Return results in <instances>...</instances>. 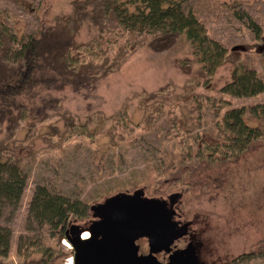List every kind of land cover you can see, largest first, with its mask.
Here are the masks:
<instances>
[{
  "label": "rangeland",
  "instance_id": "rangeland-1",
  "mask_svg": "<svg viewBox=\"0 0 264 264\" xmlns=\"http://www.w3.org/2000/svg\"><path fill=\"white\" fill-rule=\"evenodd\" d=\"M181 1L206 25L210 36L227 47L235 62L256 68L264 80V56L258 49L264 41H257L249 23L240 18L250 15L264 36V0ZM84 2L0 0V24L17 37L26 40L59 19L62 26L76 31L81 42L97 39L95 53L82 49L80 58L91 70H108L90 100L92 109L68 90L69 98L51 119L42 124L26 121L10 141L0 136L2 154L27 174L19 205L0 212L12 230L7 260L17 263L22 258L17 255L19 246L26 251L41 244L60 250L51 264H68L72 258L64 253L72 245L59 240L62 234L53 236L49 226L37 223L28 229L32 197L45 186L54 194L80 199L89 208L116 193L140 188L151 198L168 199L179 193L176 220L190 222L191 228L176 247L184 249L195 241L205 263L246 264L240 258L234 263L227 260L263 245L264 139L238 160L197 153L200 146L225 141L218 124L227 110L264 105V93L250 98L223 93L236 65L232 61L209 82L180 74L171 61L193 57L185 37L174 49L153 53L145 46L147 37L122 31L110 18L86 20L85 13H92L93 7H82ZM246 119L252 126L264 127L250 113ZM137 244L140 254L149 253L146 238ZM157 258L168 261L164 252ZM247 264H264V259L255 257Z\"/></svg>",
  "mask_w": 264,
  "mask_h": 264
},
{
  "label": "trees",
  "instance_id": "trees-1",
  "mask_svg": "<svg viewBox=\"0 0 264 264\" xmlns=\"http://www.w3.org/2000/svg\"><path fill=\"white\" fill-rule=\"evenodd\" d=\"M89 5L93 11L85 13L86 20L90 21L91 17L102 20L110 18L122 31L147 37L145 46L153 53L174 49L185 37L192 46L193 57L175 58L171 64L186 77L209 82L226 62H235L227 47L210 36L206 25L181 0H85L82 7ZM240 18L249 23L257 41H264L263 29L250 15L241 14ZM96 41L81 42L76 31L71 26H62L59 19L53 24L44 25L26 40L0 24V136L10 141L26 121L42 124L51 119L69 98L68 90L81 96L88 108L92 109L94 104L90 100L96 97L98 83L108 74V70L105 73L91 70L81 60L80 54L82 49L92 52ZM260 47L258 51L264 56V44L258 49ZM195 63L200 65L199 69H195ZM235 64L231 81L221 91L236 98L256 97L264 93V80L257 69L237 60ZM248 113L264 124V105L229 109L218 124L219 133L225 141L200 146L197 156L207 155L211 158L219 154L224 159L238 160L252 144L264 139V127L250 125L246 119ZM3 152L0 148L1 213L7 206L19 205L27 180V174L20 164L4 156ZM138 185L136 182L134 187ZM1 217L2 214L0 264L54 262L60 250L54 251L52 247L42 244L26 251L19 246L17 255L22 258L17 263L8 261L12 230ZM29 217V230L33 223L42 228L47 225L53 236L65 235L73 225L88 228L94 219L89 204L77 198L54 194L45 186L36 189L30 203ZM261 243L263 245L258 251L243 253L227 261L234 263L241 259L247 264L255 257L264 259V240ZM38 252L40 256H35ZM64 253L74 255L73 249ZM199 255L202 260L200 250ZM217 263L208 261L205 264Z\"/></svg>",
  "mask_w": 264,
  "mask_h": 264
},
{
  "label": "water",
  "instance_id": "water-1",
  "mask_svg": "<svg viewBox=\"0 0 264 264\" xmlns=\"http://www.w3.org/2000/svg\"><path fill=\"white\" fill-rule=\"evenodd\" d=\"M180 198L179 193L151 198L142 188L116 193L90 207L94 219L88 228L73 225L59 240L72 245L73 264H205L195 241L175 249L191 228L190 222L176 220ZM85 232L89 238H83ZM143 238L148 240V254H140L137 241ZM163 252L168 255L166 263L157 258Z\"/></svg>",
  "mask_w": 264,
  "mask_h": 264
},
{
  "label": "bare ground",
  "instance_id": "bare-ground-1",
  "mask_svg": "<svg viewBox=\"0 0 264 264\" xmlns=\"http://www.w3.org/2000/svg\"><path fill=\"white\" fill-rule=\"evenodd\" d=\"M89 237H90V235L88 236V233H87V232H85V233L83 234V238H84V239L89 238ZM65 244H66L67 246H70L69 243H68L67 241H65ZM68 264H73V259H72V258H70V259L68 260Z\"/></svg>",
  "mask_w": 264,
  "mask_h": 264
},
{
  "label": "flooded vegetation",
  "instance_id": "flooded-vegetation-1",
  "mask_svg": "<svg viewBox=\"0 0 264 264\" xmlns=\"http://www.w3.org/2000/svg\"><path fill=\"white\" fill-rule=\"evenodd\" d=\"M181 221H183V220H181ZM184 223H186V222H184ZM177 247H175V249H176Z\"/></svg>",
  "mask_w": 264,
  "mask_h": 264
},
{
  "label": "clouds",
  "instance_id": "clouds-1",
  "mask_svg": "<svg viewBox=\"0 0 264 264\" xmlns=\"http://www.w3.org/2000/svg\"><path fill=\"white\" fill-rule=\"evenodd\" d=\"M73 259V258H72Z\"/></svg>",
  "mask_w": 264,
  "mask_h": 264
}]
</instances>
